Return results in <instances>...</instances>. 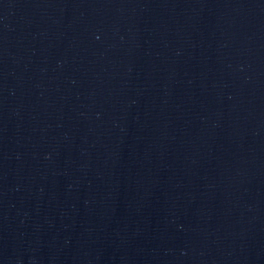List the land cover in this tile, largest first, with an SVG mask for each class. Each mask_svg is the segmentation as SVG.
I'll list each match as a JSON object with an SVG mask.
<instances>
[{"label": "water", "instance_id": "1", "mask_svg": "<svg viewBox=\"0 0 264 264\" xmlns=\"http://www.w3.org/2000/svg\"><path fill=\"white\" fill-rule=\"evenodd\" d=\"M0 264H264V0H0Z\"/></svg>", "mask_w": 264, "mask_h": 264}]
</instances>
